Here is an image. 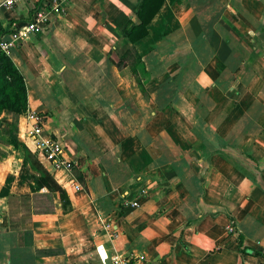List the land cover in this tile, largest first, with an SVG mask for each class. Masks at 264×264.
<instances>
[{
	"label": "crops",
	"instance_id": "1",
	"mask_svg": "<svg viewBox=\"0 0 264 264\" xmlns=\"http://www.w3.org/2000/svg\"><path fill=\"white\" fill-rule=\"evenodd\" d=\"M35 3L0 7L3 38ZM136 5L72 0L6 52L23 76L26 108L0 112V191L9 174L7 193L29 192L13 139L64 189L70 208L32 215L31 243L17 246L0 192V264H260L264 0H162L131 44L143 92L127 66L106 59L128 43L122 34L138 21ZM26 110L43 114V133L59 141L70 169L33 152ZM47 248L57 251L34 256Z\"/></svg>",
	"mask_w": 264,
	"mask_h": 264
},
{
	"label": "trees",
	"instance_id": "2",
	"mask_svg": "<svg viewBox=\"0 0 264 264\" xmlns=\"http://www.w3.org/2000/svg\"><path fill=\"white\" fill-rule=\"evenodd\" d=\"M161 2L162 0H137L133 12L138 21L128 20L122 34L129 44L126 43L119 49L113 47L106 57L107 61L117 69L127 66L141 92L144 91L142 83L146 78L145 71L139 54L131 44L147 34L146 25L158 10ZM25 108L26 91L23 76L9 56L0 51V112L21 113ZM10 144L14 148L20 147L22 149V165L25 168L23 180L27 182L29 192L24 194L7 193L6 187L11 180L9 174L6 175L4 186L0 192L5 197L8 229L15 232V244L24 246L31 243L32 215L53 213L56 207H60L62 211H67L70 208V203L64 189L24 144L13 139H10ZM77 179L80 180L78 176ZM201 214L202 212H199V215ZM226 217L231 227L229 233L236 235L238 251L245 253L246 246L242 244V235L234 230L233 218L227 213ZM187 223L188 221L184 222L183 225ZM56 251L52 248L35 249L34 256L52 255Z\"/></svg>",
	"mask_w": 264,
	"mask_h": 264
},
{
	"label": "built area",
	"instance_id": "3",
	"mask_svg": "<svg viewBox=\"0 0 264 264\" xmlns=\"http://www.w3.org/2000/svg\"><path fill=\"white\" fill-rule=\"evenodd\" d=\"M22 0H0V7L10 8ZM72 0H36L35 5L27 20L20 26L10 30L6 38L0 34V51L6 53L15 45L21 44L31 35L36 34L47 26L50 17L61 15ZM25 118L29 121V137L32 143L33 152L53 164L70 169L72 164L61 156L59 141L50 134L43 133L44 116L33 110L25 111ZM131 206H136L135 201H130ZM231 227H229V230ZM260 264H264V248L259 253Z\"/></svg>",
	"mask_w": 264,
	"mask_h": 264
},
{
	"label": "rangeland",
	"instance_id": "4",
	"mask_svg": "<svg viewBox=\"0 0 264 264\" xmlns=\"http://www.w3.org/2000/svg\"><path fill=\"white\" fill-rule=\"evenodd\" d=\"M20 151H21V156H23L22 149H20ZM228 155H229V158H230V155H231V159L234 160V158H235V156H236L237 154H235L234 151H229V152H228ZM34 156H35V155H34Z\"/></svg>",
	"mask_w": 264,
	"mask_h": 264
}]
</instances>
